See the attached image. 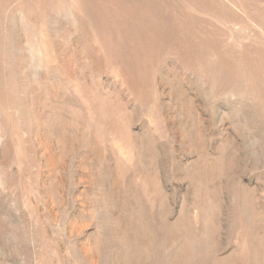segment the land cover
<instances>
[{"label":"rangeland","instance_id":"1","mask_svg":"<svg viewBox=\"0 0 264 264\" xmlns=\"http://www.w3.org/2000/svg\"><path fill=\"white\" fill-rule=\"evenodd\" d=\"M0 264H264V0H0Z\"/></svg>","mask_w":264,"mask_h":264}]
</instances>
